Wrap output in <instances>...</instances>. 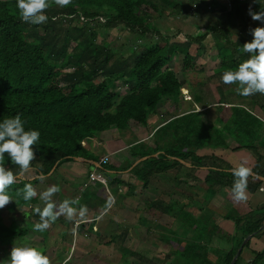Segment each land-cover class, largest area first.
Returning <instances> with one entry per match:
<instances>
[{"label": "trees", "instance_id": "obj_1", "mask_svg": "<svg viewBox=\"0 0 264 264\" xmlns=\"http://www.w3.org/2000/svg\"><path fill=\"white\" fill-rule=\"evenodd\" d=\"M49 1L52 3V0ZM159 1L162 5L170 4L168 0ZM192 1L188 0L189 3ZM198 3L204 9L205 5L208 6L211 12L221 7L219 0H202ZM184 6L177 5L168 15L181 16ZM239 7L233 5L231 8L234 16L244 18ZM150 10L159 16L165 13L164 6L147 0H71L65 8H48L46 23L31 25L22 22L16 0H0V120L20 115L25 121L26 130L34 129L41 133L39 143L34 146L35 160L30 170L36 171L31 173V181L19 177L15 184H39L41 178L48 176L63 161L85 158L84 140L109 131L122 132L146 127L149 117L160 104L168 101L178 103L183 82L177 74H186L194 69L195 59L190 55V50L196 44L201 45L206 34H201L199 30L185 35L183 43L176 42L174 37L158 32L152 21L148 22ZM224 10L228 11L227 6ZM66 20L69 23L83 22L82 28H74L76 36L72 37L75 48L82 50L80 56L67 54L68 38L71 36L69 30L62 38L56 34L59 28L57 22ZM92 22L94 27L104 31L103 35L119 26L131 32L134 38L130 41L129 58L115 59L110 45L92 43L95 37L90 28ZM85 29L87 32L84 36ZM212 34L219 51L217 73L235 70L247 59L246 54L237 57V51L243 45L236 41L231 48L225 30L212 29ZM82 36L85 38L80 42ZM172 64L175 71L170 69ZM69 67L74 69L67 73ZM176 68L179 69L178 73ZM63 81H70L71 84L64 88L61 84ZM119 81L131 86L128 94L118 95L116 87ZM261 96L264 101V95ZM217 105L219 118L214 123H206L197 112L187 113L160 127L146 143L128 149L126 160L130 166L146 158L129 172L130 177L146 187L152 175H163L174 168L187 167L181 165L180 161L184 163L197 158L201 162L203 159L199 155L197 157V153L204 150H246L258 156V152L264 149V105H256L253 110L241 106L225 107L221 103ZM164 132H167L166 136L172 132L171 135L179 142L178 148L170 144L171 148L167 149L166 144H162ZM35 161L38 167H35ZM11 167L14 173H18V167ZM102 168L103 172L108 170ZM191 169L190 166L188 170ZM220 176L219 182L206 175L203 178L200 186L201 192L205 193V203L208 204L213 198L214 186L218 185L228 191L231 203L244 210L248 203L234 200L233 173L221 172ZM106 180L128 185L126 180L117 176H107ZM208 184L212 188H208ZM261 184L257 181V188ZM17 185L10 186L9 194L20 209L27 204L33 205V209L37 206L43 208L38 196L25 202L22 195H17ZM201 201L191 200L189 206L200 210L206 205ZM165 209L176 213L173 226H179V235L189 236V241H180L181 236L168 228L165 229L168 236L158 235L163 243L171 245V256L177 264H230L248 232L255 233L264 224L263 219L247 232L241 228L242 222L254 215L253 210L236 219L225 215L219 221L211 222L205 217L195 220L184 206L180 207L174 201L169 209ZM25 212L24 209L17 213L22 225L17 220L6 225L0 217V243L5 240L12 244L14 238H27L29 232L24 228L26 219L22 218ZM224 221L233 223V235L224 233L219 227V223ZM121 252V264H135L129 262L135 257H142L127 247L121 248ZM240 256L235 264H239ZM261 258L262 255H255L250 264H257Z\"/></svg>", "mask_w": 264, "mask_h": 264}, {"label": "rangeland", "instance_id": "obj_2", "mask_svg": "<svg viewBox=\"0 0 264 264\" xmlns=\"http://www.w3.org/2000/svg\"><path fill=\"white\" fill-rule=\"evenodd\" d=\"M147 1L165 7V13L162 16L150 10V20L148 21H152L153 26H155L161 34L174 37L175 41L179 43L184 42L185 35L193 34L199 30L201 34H206V39L202 41V44H196V47L194 46V48L192 47L190 50V55L195 59L194 69L186 74H181L178 73L179 69L176 68L178 73L177 76L179 80L183 82V87L179 92V103L176 104L177 106L169 101L160 104L154 112L156 114H151L149 120L150 129L148 128V130L155 128V125L159 124L158 122L164 118L168 120L174 116H179L180 114L182 116L184 113L187 114L191 112H197L202 115V119H204L206 123H214L219 118V112L216 110L217 104L219 103L225 107L241 106L248 110H253L256 105H264L261 94L257 93L245 97L239 94L236 85H224L220 82V76L222 74L220 72L217 73L220 63L218 56L219 51L212 34V29L222 28L225 30L231 48V45H236V41L240 46L244 45L246 42H250L252 40L250 34L251 29L264 27V25L259 24V22L253 21L248 15L249 6H252L255 11L259 9V5L253 4V0H231L232 7L233 5L240 6V10L244 13V18H240L234 16V11L229 9V3L223 0H219V2H221V7L215 9L213 12H211L206 5L205 7L207 9H204V6H199L200 4L198 2H202V0H193L192 3H189L188 0H168L170 4L165 5H162L159 0ZM49 3L51 2L49 1ZM180 4L185 5L182 15H179V17L169 16L168 13L173 11L175 7ZM225 6H227L229 12L224 10ZM49 8L60 7L55 4V0H52ZM82 23L81 20L71 23L67 20L61 23L60 21L57 22L59 28L56 30V34L59 38L64 37L66 30H69L71 35L68 38L70 39L67 51L69 56L77 57L81 55L82 50L75 48V42L72 40V37L76 36L74 28H82ZM94 26L95 24L92 22V25H90L91 33L95 35L92 43L95 45L101 43L110 45L115 52V59L122 57L126 60L129 58L130 41L134 38L131 32L119 26L109 30L106 35H103L104 31ZM86 32L87 30L85 29L84 36ZM84 36L80 37V42L83 41L85 38ZM154 41H156V39H154ZM242 56L244 57V53H242V49H240L237 51V57L240 58ZM246 58L248 59V56ZM174 64L170 66L171 70L175 69ZM73 69V67H69L66 69V72L70 73ZM61 84L62 87L67 88L71 82L63 81ZM130 89L131 86L123 85V81L117 83L116 92L119 96L128 94ZM169 109H171V112L167 114ZM131 131L132 130H125L124 133L128 134ZM121 133H123V131ZM164 133L165 136L163 137L162 144H166L167 149L171 148L169 147L170 144L178 148L179 142L176 140V137L171 135L172 132H169L167 136V132ZM89 144L90 145L87 147L85 146V151L87 150L90 152L89 150L94 148L93 143L89 142ZM212 151L204 150L197 153V157L200 156L203 159L201 162H198L197 158H193L182 163L188 167L194 165V170L197 172L194 171V173H191L192 170L189 171L187 167H184V171H181L180 168H174L163 175L150 176L147 187L139 186L137 189H134V191L132 190L130 194H125L123 192L118 199L114 197L115 202L110 200L113 207L111 212L115 214L114 219L118 222L111 220L109 217L104 218L99 222V225L96 226V229H88L91 224L89 226L85 225L84 228L77 229L75 225L77 221L83 219V217L87 215V212H85V215L81 216L79 211H77V214L74 215L71 221L64 215H59L58 219L43 232L45 235L42 233V235L34 234L36 231L33 230V226L38 223L40 219L35 221L34 216L37 214L32 208L33 205L27 204L24 208L20 209L18 203L15 204V200H13L6 205L4 209L0 210V217L4 220L6 225L10 224L13 220H17V222L22 225L21 219L17 217V213L25 209L26 212L22 218L26 219L24 228L27 229L29 235L22 240L14 238L12 244L2 240V243H0V261L9 258L10 252L14 246L28 245L42 251L49 258L50 264H121L123 259L121 248L123 247L130 248L132 252H136V254L142 256L140 259L135 257L129 263L138 264L141 261L142 264H177L174 263V258L171 256V245L163 243L158 237V235L164 236L167 234V232L165 233L166 228L169 230L172 229L174 233L178 235L180 234V229L178 230L177 228L179 226H173V220L177 217L176 213L166 210L165 208L169 209L174 200H179L180 206H184L186 211L195 217H205L211 222L217 218L215 214L216 211L212 212L209 209L211 207L209 205L211 202L208 204L205 203V193L201 192L200 186L205 175L209 177L213 176L211 172L212 168L224 167L221 160L217 162L212 160L213 156L209 153ZM215 153L217 156L222 153L224 154V152H219L218 150L215 151ZM5 164H7V162H5ZM34 165L38 167L36 161ZM11 166L12 165L8 164V167ZM34 171H36V169L29 170L19 177L22 180L31 181V173ZM122 171H124V169H122ZM181 178L186 182H180ZM211 178L214 179V177ZM41 179L47 182L44 181L43 183V181H41L40 184L33 186L38 193V197L40 193L47 191L52 183V181L47 180V176ZM54 179L56 178L54 177ZM59 179L61 180L60 177ZM59 179L56 181L58 182ZM58 183L60 184V182ZM25 184L24 182H18L16 184L14 183V186L17 185V190H21L24 188ZM60 185H63V183ZM207 187L212 188V185L208 184ZM215 188H219V191H222L218 185H215L214 189ZM63 196H65V194L62 190L61 193L58 192L53 195L52 202L56 204L57 208L62 203L63 199H69L71 197ZM221 197L223 199L224 195L222 194ZM199 199L202 200V203L206 204L203 206L204 208H200L198 211L197 207L189 206L191 200L199 201ZM40 202L42 207H44V202ZM177 204L179 205V203ZM225 206H223V208L226 211L227 209ZM74 207L79 209L78 205H74ZM90 214L91 213L88 215ZM117 225L122 228L117 230ZM124 228L127 230L130 229L132 232L130 235L121 238L119 234ZM166 236H168V234ZM180 238V241L183 239L189 241V236H181ZM243 255L244 252L242 253V256ZM242 256H240L239 264H250V262L243 259ZM244 261H246V263Z\"/></svg>", "mask_w": 264, "mask_h": 264}, {"label": "crops", "instance_id": "obj_3", "mask_svg": "<svg viewBox=\"0 0 264 264\" xmlns=\"http://www.w3.org/2000/svg\"><path fill=\"white\" fill-rule=\"evenodd\" d=\"M168 112L170 113L171 109L167 111V114ZM178 117H181V114L179 116H174L168 120L164 118L158 122L159 124L155 125V128H153L152 130H148V128L150 129V121H149L151 118L150 116L148 120L149 123L146 127L131 129L132 131L129 132L128 134L124 133V131L123 133L117 131H109L99 134L94 138H88L84 140V142L82 143L83 148L86 149V147L90 145L89 142L94 144L93 145L94 148L90 149L89 150L90 152H88L87 150L85 151V155H86L85 158L65 160L59 166H56L55 169H53V171H51V173L47 176L48 177L47 180L52 181L53 183V184L51 183L50 186L52 187L53 185H59L60 189L65 194V196L63 197L71 196L70 197L71 200L78 201L76 205H78L79 208L83 206L86 209L85 212H87V215L83 217V219L78 220L77 223L75 224L77 229L80 228L81 226L83 227L85 225L89 226L90 224L91 225L90 227H88V229H92V228L96 229L97 228L96 226L99 225V222L102 219L108 217L111 218V220L113 221H117L116 219H114L115 214L111 212V209L113 207L111 205L110 200L114 201L115 198L118 199L123 194V192L125 194H130L132 190L134 191V189H137L139 186L144 187L143 185L137 184L135 182V179L133 177L131 178L129 175V172L141 162H139L140 160H138L135 164L130 166L126 160L127 159L126 153L128 152V149L138 146L141 143H146L160 127H162L172 119ZM217 150L219 152H224V154L222 153L221 155L217 156V154L215 153V151ZM263 152L264 149H261V151L258 152L260 157L259 155L256 156L252 152L246 150L232 152L229 149L228 150L213 149L212 152H209L211 156H213L212 160H214V162L221 160V162H223L224 165L223 168L217 167L215 169L212 168L211 170L213 174V176L211 177H214V179L216 178L215 181L217 182H219L221 179L220 176L221 172L233 173V170L238 169L241 166L251 170V174L247 177V188L245 191L246 198L241 200L247 202L248 206H246L244 210L239 209L236 205H234L228 200V191L219 186L222 191H219V188L218 189L215 188V195L213 196V198H211L210 200L211 204H209L211 206L209 209L212 212L216 211L215 214L217 215V218H215L214 221L216 219L217 221H219L225 215L230 216L231 219H236L245 214H249L253 210L254 215H251L249 219H245L241 224V228L245 229L247 232L249 229H251L252 226H254L256 222L264 219V154ZM104 157H107L109 159V163L106 166L108 170H106L105 172H103V168L100 166V161ZM180 164L183 165L182 162H180ZM193 166L191 169L192 170L191 173H194V171L197 172L196 170H194ZM113 167L115 168V170ZM125 168H129V169L126 171H122V169ZM179 168L181 171L182 170L184 171V168L182 167ZM188 168L189 167L187 166V169ZM91 172H95V174H97L98 176L105 178L107 176H117L119 177V179L123 178L124 180H126L128 185H121L119 183L107 182V180L105 181V185L99 182L90 183L88 181V174ZM54 177L56 179H54ZM59 177L61 178V180L59 179ZM57 179H59L58 182H60V184L63 183V185H60L56 181ZM42 181L43 183L44 181L47 182L46 180H42ZM257 181L262 182V184L258 186V188L256 185ZM180 182H184V179L181 178ZM222 194L224 195L223 199L221 197ZM70 198L69 199L65 198V199L70 200ZM65 199H63L62 202ZM234 200L236 202L239 201L235 198ZM174 202L179 203L180 205L179 200L178 201L174 200ZM223 206L226 207L227 209L226 211L224 210ZM89 213L91 214L88 215ZM187 213L191 214L189 212ZM191 216L195 220L199 219V216L195 217L192 214ZM34 218L35 221L36 220L38 221L40 219L38 215H35ZM219 227L221 228V230H223L224 233H227L230 236L233 235L235 232L233 223L231 222H225V221L220 222ZM262 227H264V224L260 228ZM120 228L122 227L117 225V230H119ZM123 230L119 234V236L121 235L120 236L121 238L130 235V233L132 232L130 229L127 230L124 228ZM258 231L255 233L248 232V235L245 236V239L249 237V240L247 241L248 246L245 247V245L247 244L246 243L243 246L240 254L242 256V253L244 252L242 258L250 263L255 258V255H262V258L259 260L257 264H264V228L261 231L259 232ZM218 243L220 244V242ZM246 261L244 262L246 263Z\"/></svg>", "mask_w": 264, "mask_h": 264}, {"label": "clouds", "instance_id": "obj_4", "mask_svg": "<svg viewBox=\"0 0 264 264\" xmlns=\"http://www.w3.org/2000/svg\"><path fill=\"white\" fill-rule=\"evenodd\" d=\"M70 3L71 0H55V4L60 8H65ZM253 4L259 5V9L254 11L252 6H249L248 15L253 21L264 25V0H253ZM16 6L24 23L40 25L48 20L46 10L50 7L49 0H16ZM250 34L252 40L241 47L248 59L240 63L235 70H226L220 76L222 84L236 85L239 94L245 97L257 93L264 95V27L251 29ZM40 136L38 130L25 129V121L20 115L0 120V210L13 201L9 194L10 186L19 176L30 170L35 160L34 146L39 143ZM8 164L18 167V173H14ZM250 174L251 170L243 166L233 170L235 179L232 192L235 199L246 198L247 177ZM60 190L59 185H53L39 194L45 206L34 208V212L40 218L33 226L34 231L45 232L59 215H64L71 221L77 211L81 216L85 214L86 209L83 206L79 209L74 207L78 203L76 200L65 199L57 208L52 202V197ZM17 195H22L25 202H30L38 193L31 184H25L23 189L17 190ZM0 264H50V260L36 247L22 245L14 246L9 258L0 261Z\"/></svg>", "mask_w": 264, "mask_h": 264}, {"label": "built area", "instance_id": "obj_5", "mask_svg": "<svg viewBox=\"0 0 264 264\" xmlns=\"http://www.w3.org/2000/svg\"><path fill=\"white\" fill-rule=\"evenodd\" d=\"M223 1H226V2L229 3V4H228L229 9L232 8L231 1H230V0H223ZM224 3H225V2H224ZM229 9H228V10H229ZM108 163H109V159H108L107 157H104V158L101 159V161H100V166H101V167H105V166L108 165ZM88 181H89L90 183H92V182H99V183L105 185L106 178H105V177H100V176H98L97 174H95V172H91V173L88 174Z\"/></svg>", "mask_w": 264, "mask_h": 264}, {"label": "water", "instance_id": "obj_6", "mask_svg": "<svg viewBox=\"0 0 264 264\" xmlns=\"http://www.w3.org/2000/svg\"><path fill=\"white\" fill-rule=\"evenodd\" d=\"M145 160H146V158H143V159H141L139 162H143V161H145ZM54 169H55V168H54ZM52 171H53V170H52ZM263 228H264V227L260 228L259 231H261ZM259 231H258V232H259ZM248 240H249V237L246 238V239L243 241L241 247L238 249L237 253H236L235 256L233 257V259H232V261H231L230 264H235V262H236L238 256H239L240 253H241V250H242L243 246L247 243Z\"/></svg>", "mask_w": 264, "mask_h": 264}]
</instances>
